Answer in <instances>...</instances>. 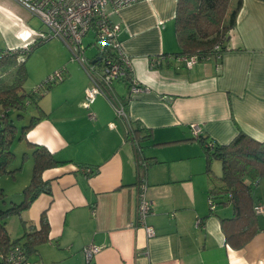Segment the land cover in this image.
<instances>
[{
    "label": "crops",
    "instance_id": "0c3cea01",
    "mask_svg": "<svg viewBox=\"0 0 264 264\" xmlns=\"http://www.w3.org/2000/svg\"><path fill=\"white\" fill-rule=\"evenodd\" d=\"M176 3L143 0L110 15L130 59L129 77L141 91L132 93L123 76L114 80L111 98L97 94L84 107L92 82L66 46L49 71L65 68L62 80L37 98L40 119L25 140L63 163L43 171L50 193L18 215L19 228L6 223L17 238L39 228L46 212L49 239L30 256L33 264H264V214H256L253 235L235 246L239 241H227L231 227L227 233L222 227V220L231 224L232 205L210 210L200 140L226 144L239 132L264 140V1L241 0L227 49L190 68L172 55L180 49ZM22 9L14 0H0V48L6 51L29 41L35 30ZM97 58L96 52L88 62L98 65ZM111 99L123 103L125 118L116 115ZM191 124L200 127L199 137ZM136 127L143 131L135 144L130 132ZM141 182L152 202L151 238L133 222ZM255 185L253 204H264V176ZM89 244L100 250L86 261Z\"/></svg>",
    "mask_w": 264,
    "mask_h": 264
},
{
    "label": "trees",
    "instance_id": "16d2710c",
    "mask_svg": "<svg viewBox=\"0 0 264 264\" xmlns=\"http://www.w3.org/2000/svg\"><path fill=\"white\" fill-rule=\"evenodd\" d=\"M230 0H177L174 16V34L179 45V51L172 54L180 56L196 55L199 60L210 58L224 52L229 32L233 29L236 17L241 6V0H237L232 10H229ZM264 1V0H262ZM43 43L36 39L29 45V49L23 51H0V176L13 174L17 167L10 169L15 160V154L11 147L15 140H25L27 132L36 124L40 116H32L29 123L23 125L20 130L8 119V111L19 112L30 104L36 103L40 96H34L32 92L20 93L23 81L26 77L23 68L24 56L29 53L33 45ZM215 46H218L215 49ZM112 59L117 56L107 53ZM16 68L12 81L2 79V74L11 68ZM124 76L130 79L128 68L123 67ZM51 87V86H50ZM31 99V100H30ZM143 131L136 127L131 133V139H138L137 134ZM148 136V135H147ZM145 136H143L144 138ZM204 146L206 156V174L208 177V200L211 203L210 210L216 205L230 203L234 209L231 224L222 220V227L227 233L228 226L231 231L227 241H239L235 246H242L257 230L256 214L253 204V184L264 176V140H255L243 132H239L226 144L216 143L212 140L200 139ZM32 147L31 158L33 162L32 177L27 186L22 190V200L19 203L8 201L3 188L0 186V264L1 258L14 246L19 245L30 258L38 247L48 241L49 223L46 212L40 214L39 228L25 231L21 236L12 238L7 227L6 219L11 215H20L29 209L33 201L41 193H50L47 181L42 179V173L48 168L62 164L43 145L26 140ZM24 158H27L23 156ZM217 160L221 164V175L214 174L210 165ZM32 262V260L30 259ZM33 263V262H32Z\"/></svg>",
    "mask_w": 264,
    "mask_h": 264
},
{
    "label": "built area",
    "instance_id": "2783aa9c",
    "mask_svg": "<svg viewBox=\"0 0 264 264\" xmlns=\"http://www.w3.org/2000/svg\"><path fill=\"white\" fill-rule=\"evenodd\" d=\"M23 7L30 15L37 16L47 27L46 32L30 30L29 41L18 47L20 51L29 49V45L39 39L46 42L53 37H58L70 51V60H77L85 66L92 85L85 90L83 106L88 107L97 94L109 95L114 80L123 77V67H130V59L124 52L122 43L117 39L119 24L110 19L112 13L119 11L133 3L143 0H14ZM92 29L94 31L95 43L97 44V55L99 66L88 62L85 56L86 47L82 38ZM218 46H215L217 49ZM111 52L117 58L112 59L107 55ZM218 59L220 56H214ZM183 64L190 68L199 61L196 55L180 56L178 58ZM158 61H152L155 66ZM64 67H60L49 73L43 82L36 85L31 92L34 96L44 94L50 86L62 80ZM143 89L133 79L130 90L137 93ZM115 113L119 117H126V111L122 102L111 99ZM194 137H199L201 129L197 124L190 125ZM147 185L141 182L137 186L136 209L134 224L144 229L147 238L155 236L154 227L148 223V216L153 213L152 202L147 197ZM211 208V203L208 200ZM255 214H264V204L254 205ZM200 220L197 221V224ZM100 250L99 246L89 244L84 247L86 261L91 260L94 254ZM3 264H33L30 258L19 245L13 247L5 255L1 256Z\"/></svg>",
    "mask_w": 264,
    "mask_h": 264
},
{
    "label": "rangeland",
    "instance_id": "374dc122",
    "mask_svg": "<svg viewBox=\"0 0 264 264\" xmlns=\"http://www.w3.org/2000/svg\"><path fill=\"white\" fill-rule=\"evenodd\" d=\"M237 0L229 1V10H232L234 4ZM22 13L25 15L26 23L34 28L37 31L46 32L47 27L42 23V21L37 17L30 15L27 11L22 9ZM174 25V21H173ZM82 43L86 47L85 55L88 58H92L93 55L97 52V44L95 43L94 31L90 29L88 33L82 38ZM65 44L58 37H53L50 40L38 43L33 45L31 50L27 55L24 56L23 68L25 69L26 77L23 81L22 90L20 93H29L36 86L45 80V78L49 75V71L54 67L61 58H63L64 54L67 52L64 47ZM5 47H1L0 51H6ZM16 73V68H11L8 72L2 74V79L5 81H12L13 75ZM31 100V99H30ZM36 105L34 102L27 104L24 109H22L19 113L22 116H17L18 111L12 109L8 111V119L11 120L20 130L23 125L29 123L32 116H37ZM0 107V115L1 112ZM1 119L0 116V122ZM12 151L15 154V160L10 166V169H14L17 167H22L20 170H16L13 174H3L0 176V186L3 188L7 196L8 201H13L15 203H19L23 196L22 190L25 186H27L32 177V169L33 162L31 158L32 147H29L26 143V140H15L11 147ZM27 158H24L23 156ZM212 166L210 168L214 172L215 175H221V164L219 161H212ZM258 196V192H256V185L253 188V197L256 199ZM209 204V203H208ZM210 208V206H209ZM6 222L10 226V228L14 225L19 228V217L18 215H11L6 219ZM14 231V230H13ZM36 259V258H32Z\"/></svg>",
    "mask_w": 264,
    "mask_h": 264
},
{
    "label": "flooded vegetation",
    "instance_id": "af4514ba",
    "mask_svg": "<svg viewBox=\"0 0 264 264\" xmlns=\"http://www.w3.org/2000/svg\"><path fill=\"white\" fill-rule=\"evenodd\" d=\"M16 50H18V51H19V49H18V48H15L14 50H12V49H11L10 51H16Z\"/></svg>",
    "mask_w": 264,
    "mask_h": 264
}]
</instances>
